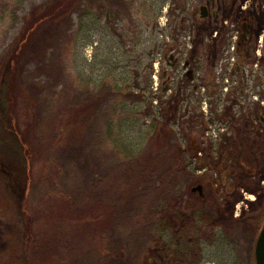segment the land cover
<instances>
[{
  "label": "rangeland",
  "instance_id": "rangeland-1",
  "mask_svg": "<svg viewBox=\"0 0 264 264\" xmlns=\"http://www.w3.org/2000/svg\"><path fill=\"white\" fill-rule=\"evenodd\" d=\"M170 2L0 0V264H35L33 241L42 249L41 237L48 256L37 254L36 259L43 264H91L83 258L93 256L99 264L255 263L260 230L251 222L263 215L264 223V157L261 172L255 175L230 164L238 175L229 188L224 165L203 171L198 159L184 155L197 182L177 193L183 195L182 203L157 202L162 219L149 225L154 228L151 232L144 228L132 244L115 252L117 258L106 242L110 236L116 240L118 232L98 228L110 220V202L98 205L91 198L108 185L117 162L146 149L143 161L162 166L168 155L174 159L173 144L188 148L184 129L191 136L202 130L201 122L194 120L204 119V110L194 96L176 111L170 93L151 86L160 82L154 66L161 61L160 47L170 42L167 17L173 13L160 11L169 9ZM158 12L164 17L161 23ZM255 41L252 47L258 49ZM251 59L247 68L257 71L251 77L253 84L264 75V57L254 54ZM240 75L230 78L238 81ZM239 89L236 85V98ZM218 99L215 93L208 103L215 105ZM210 115L217 118L216 113ZM61 127L68 135L62 147ZM157 132L166 136L157 140ZM53 134L56 145L51 151L45 145L53 142ZM45 149L58 151L47 161ZM176 154L182 153L176 150ZM209 156L204 164L217 158ZM199 184L205 201L191 192ZM88 191L84 207L90 210L66 218L68 231L56 217L67 215L74 206L80 209L78 196ZM243 216L247 225L237 226L234 219ZM84 220L93 221L95 227ZM39 231L40 240L35 237ZM58 243H74L81 258L72 261L64 249L63 258L70 261H62Z\"/></svg>",
  "mask_w": 264,
  "mask_h": 264
},
{
  "label": "flooded vegetation",
  "instance_id": "flooded-vegetation-1",
  "mask_svg": "<svg viewBox=\"0 0 264 264\" xmlns=\"http://www.w3.org/2000/svg\"><path fill=\"white\" fill-rule=\"evenodd\" d=\"M245 4L246 8L243 7ZM171 10L173 15H170ZM160 11L170 15L167 21L171 37H168L170 42L160 47L161 61L154 63L160 82H155V87L151 86L155 90L169 92L176 103V110L184 101L193 96L196 98V104L204 110V119H197L202 130L191 136L184 129L182 135L190 142L186 150L191 157L199 160L198 165H205L206 168L202 165L203 171L209 166L224 165L225 185L231 188V180H235L238 169L255 175L261 172L263 164L264 75L252 84L251 77L256 69L250 64L247 68V64L249 57L252 61V55H257V49L252 46L255 39L259 45L264 31V0H171L169 9L162 7ZM156 18L161 23L164 17L158 12ZM116 24L118 26V21ZM234 28L239 29L241 34L236 51L238 56L230 69L233 54L226 51L225 46L228 44L227 33H232ZM217 30L220 32L214 34ZM236 73H241L240 78L232 81L230 77ZM153 78L158 79L156 75ZM236 85L240 86L238 95L241 99L233 96ZM208 88L210 96L215 93L220 96L215 105L208 103ZM213 113L217 114V118L210 119ZM209 154L217 158L204 164ZM232 163L237 164V170L230 165ZM192 192H198L205 201V193L202 196L199 191ZM246 220L243 216L233 222L237 226L247 225Z\"/></svg>",
  "mask_w": 264,
  "mask_h": 264
},
{
  "label": "trees",
  "instance_id": "trees-1",
  "mask_svg": "<svg viewBox=\"0 0 264 264\" xmlns=\"http://www.w3.org/2000/svg\"><path fill=\"white\" fill-rule=\"evenodd\" d=\"M164 115H165V120H166V122L164 123L168 124V122L170 121V118L168 117L166 112H164ZM194 121H197V120H194ZM56 125L58 126V124ZM56 128L59 129V126ZM64 131L65 130H63V127H61V144L59 145L61 147H62L63 142L65 141ZM54 133L55 135L58 136L56 129L54 130ZM65 136H68V135H65ZM161 136H166V135H162L161 133H158V132L156 133L157 140L158 138L160 139ZM52 137H53V142L45 145L48 148H50L51 151H52V148H54V146L56 145L55 143L56 137L54 136V134L52 135ZM46 138H48V135H46ZM46 141H48V139L44 141V144ZM59 142H60V139H59ZM173 148L175 149L174 159L171 160L172 159L171 156L168 155V159H167L168 162H165L162 166H154L150 160L147 162L143 161V158H144L143 156L146 153V149L137 156L127 158V159L117 162V164H115V167H116L115 170L111 173L112 179L108 180V185L105 186L104 190L102 188L97 193V195L91 198L92 199L91 203L96 202V204L98 205L101 204L102 201L110 202L109 203L110 210H111V216L109 215L110 220L107 225H103V226L101 225L98 228L102 227V230L104 232L108 228H110L112 231H116V233L118 232L117 234L118 238L116 240L112 241L111 236H110L111 240L109 239L108 242H106L107 249L111 248V251H114L113 254L115 252H117L118 254L120 249L124 248L126 245L132 244V241L140 237L142 232H144L145 230L144 228L149 229L148 232H151L154 229L149 225H151L153 221L154 223L157 224L158 220L162 219V210L160 211L156 207L157 202L163 203V201H169V202H176L177 204L182 203L183 199L181 196L183 195L182 194L179 195L177 193H179V191H182L185 185L187 187H190L191 184H194L195 182H197V176L194 173L193 169H191L192 168L191 164L189 165L185 163L184 155L192 158L189 155L191 153L188 154L186 149L181 150L180 146H177L175 144H173ZM57 149H55L54 153H51L49 149H45L43 154L46 156L47 161L51 160V158H53L54 155H56L58 151ZM176 150L182 154H176ZM191 192H192V189H191ZM68 194L71 197L72 194L70 192L67 193V195ZM86 194L90 196L91 191H88V193H83L81 196H78V198L80 197L79 203L81 205L78 204V207H81L80 209L75 210L74 208L76 207L74 206L71 208L70 211H68L67 215H65L66 213L65 214L61 213L59 217H56L57 219L61 218L60 221L59 220L58 221L61 222V225L63 224L62 226H65L68 231L70 229L69 228L70 223L69 221L66 222V218H69L70 215L71 217H77V215L81 217L82 214H84L85 212L87 213L90 210L88 207H84V201H85V198L87 197ZM72 200H76V199L72 198ZM115 200H118V201L116 202ZM92 211L94 213V216H95V213L98 214L96 212V208L93 209ZM123 212L126 215H124ZM262 216H260L259 221L257 220L256 223L253 224L254 221L251 222L252 225L256 224L257 231L261 229V224H263L261 221ZM129 217H131L130 220H129ZM40 218H43V217L41 216ZM46 218L50 219L49 217H46ZM126 218L127 220H125ZM84 221L86 222V225L91 226L92 228L95 227L93 221H87V220H84ZM108 225L110 227H108ZM114 225L116 228L114 227ZM46 228L49 229L50 227H46ZM41 229L45 231L44 228H41ZM36 233L37 235H35V237H37L38 240H40V234H42V232L39 231ZM42 238L43 237H41L42 249H41V245L37 243L36 240L33 241V244L36 245L34 248L35 252L33 254L34 255L33 260L35 261L34 262L35 264H43L37 261L36 259L37 254H40L41 257H46V255L48 256V254H46L47 250H44L43 248L44 240L42 241ZM73 244L70 245L68 243L67 246L62 245V243L57 244L56 252L61 254L62 261L63 260L70 261L69 259L63 258V255L65 257V254H64L65 250H67V254L70 253L72 261H74L75 258L77 259L81 258L82 255L78 253L79 248L78 247L76 248V246ZM30 245L32 244L29 243V246ZM39 248L40 250L36 252V250ZM115 258H117V256H115ZM84 259L86 261L91 260V264H99V263H96L97 260L94 258V256L93 258H83V260ZM83 264H88V263H83Z\"/></svg>",
  "mask_w": 264,
  "mask_h": 264
},
{
  "label": "water",
  "instance_id": "water-1",
  "mask_svg": "<svg viewBox=\"0 0 264 264\" xmlns=\"http://www.w3.org/2000/svg\"><path fill=\"white\" fill-rule=\"evenodd\" d=\"M193 191H199L203 196V185L199 184L192 189ZM254 264H264V223L260 230V233L256 239L255 243V263Z\"/></svg>",
  "mask_w": 264,
  "mask_h": 264
},
{
  "label": "built area",
  "instance_id": "built-area-1",
  "mask_svg": "<svg viewBox=\"0 0 264 264\" xmlns=\"http://www.w3.org/2000/svg\"><path fill=\"white\" fill-rule=\"evenodd\" d=\"M244 8H246V4L243 6ZM220 31L217 30L214 32V34H218ZM240 30L237 28H234L233 32L230 34V38H229V45H228V49L227 51L232 53V57H231V65H229L230 69L233 67V63L236 60V56L234 55V53L236 52L237 46H238V41H239V37H240ZM262 47H263V38H260V42H259V49H258V55H261V51H262Z\"/></svg>",
  "mask_w": 264,
  "mask_h": 264
}]
</instances>
